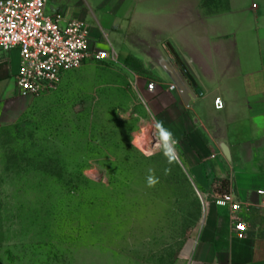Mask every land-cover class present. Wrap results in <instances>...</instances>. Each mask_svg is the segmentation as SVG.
Here are the masks:
<instances>
[{"label":"rangeland","instance_id":"rangeland-1","mask_svg":"<svg viewBox=\"0 0 264 264\" xmlns=\"http://www.w3.org/2000/svg\"><path fill=\"white\" fill-rule=\"evenodd\" d=\"M115 48L119 63L86 62L0 123V264L183 263L200 195L175 153L169 163L153 145Z\"/></svg>","mask_w":264,"mask_h":264},{"label":"crops","instance_id":"crops-1","mask_svg":"<svg viewBox=\"0 0 264 264\" xmlns=\"http://www.w3.org/2000/svg\"><path fill=\"white\" fill-rule=\"evenodd\" d=\"M46 10L86 20L92 42L116 45L122 63L142 64L144 72L129 68L150 114L144 122L172 131L174 153L200 195L201 223L182 264H264V0H48ZM20 62L18 50L0 53V123L25 107ZM180 63L196 94L176 85L188 79ZM228 191L242 204L245 237L214 202Z\"/></svg>","mask_w":264,"mask_h":264},{"label":"built area","instance_id":"built-area-1","mask_svg":"<svg viewBox=\"0 0 264 264\" xmlns=\"http://www.w3.org/2000/svg\"><path fill=\"white\" fill-rule=\"evenodd\" d=\"M47 1L0 0V53L19 51L21 62L16 83L18 94L24 98H37L57 90L67 72L88 61L119 62L111 43L92 42L91 26L86 20L64 21L62 14L50 15ZM155 86L152 82L148 89ZM175 88V84L170 85V89ZM215 107H224L221 97L215 99ZM214 202L229 210L235 235L245 237L247 223L240 215L242 204L235 194L231 191L217 194Z\"/></svg>","mask_w":264,"mask_h":264},{"label":"clouds","instance_id":"clouds-1","mask_svg":"<svg viewBox=\"0 0 264 264\" xmlns=\"http://www.w3.org/2000/svg\"><path fill=\"white\" fill-rule=\"evenodd\" d=\"M153 136L157 143H159L161 150L166 158L169 159V163L172 162L171 156L175 152V145L178 143L172 131L166 128L162 121H156L153 129ZM171 170L165 169V174H168ZM149 175L147 177V186L155 187L159 183V178L155 176L154 170H148Z\"/></svg>","mask_w":264,"mask_h":264},{"label":"water","instance_id":"water-1","mask_svg":"<svg viewBox=\"0 0 264 264\" xmlns=\"http://www.w3.org/2000/svg\"><path fill=\"white\" fill-rule=\"evenodd\" d=\"M180 66L183 69V73H184L185 78L187 77L188 79H187V83L186 84L175 80L176 85L182 90L183 93L187 94L188 93L187 91H188V88H189L190 91H192L194 94H196L198 90L196 88V82L194 81L193 76L189 74L187 68L184 67L181 63H180ZM190 94H191V92H190ZM155 143L156 142H153V145Z\"/></svg>","mask_w":264,"mask_h":264},{"label":"trees","instance_id":"trees-1","mask_svg":"<svg viewBox=\"0 0 264 264\" xmlns=\"http://www.w3.org/2000/svg\"><path fill=\"white\" fill-rule=\"evenodd\" d=\"M128 67L136 69L140 72H144L142 64L137 61L134 57H129L126 61Z\"/></svg>","mask_w":264,"mask_h":264},{"label":"snow or ice","instance_id":"snow-or-ice-1","mask_svg":"<svg viewBox=\"0 0 264 264\" xmlns=\"http://www.w3.org/2000/svg\"><path fill=\"white\" fill-rule=\"evenodd\" d=\"M240 227L243 228V225H241Z\"/></svg>","mask_w":264,"mask_h":264}]
</instances>
